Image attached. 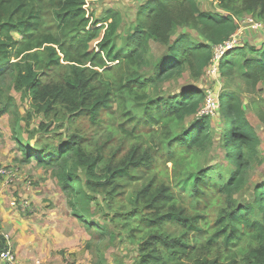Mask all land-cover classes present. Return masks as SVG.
<instances>
[{"label": "trees", "instance_id": "16d2710c", "mask_svg": "<svg viewBox=\"0 0 264 264\" xmlns=\"http://www.w3.org/2000/svg\"><path fill=\"white\" fill-rule=\"evenodd\" d=\"M87 1L0 0V84L10 78L12 85L8 90L0 85V117L13 114L17 118L13 137L20 146L22 162L54 168L73 216L87 231L96 230L99 236H105L108 228L83 214L92 199L88 189L98 192L97 188L130 176L132 167H150L152 156L146 152L138 157L137 148L125 162L108 167L100 181V160L85 154L79 138L73 137L58 147L32 144L34 137L30 142L22 138L29 130L19 126L20 116L9 96L11 88L32 98L38 114L49 116L65 110L69 117L89 116L93 121L102 114L119 115L128 137L140 140L142 132L148 130L150 138L170 141L167 161L187 179L192 174H183L177 168L183 167L195 152L214 148L223 137L228 160L235 167L228 182L214 186L207 179L209 171L193 176L198 212L201 206H216V198L226 201L215 224L204 214L205 210L189 214L166 186L144 188L136 200V210L149 229L171 222L190 234L206 236L207 249L223 247L236 251L245 264H264V177L255 186L252 203L240 206L234 200L247 185L251 162L262 145L240 95L225 92L220 97V109L226 119L221 137V132H215L212 116L200 114L207 98L202 89L188 88L170 97L162 92L163 84L186 72L193 80L201 79L214 61L216 48L240 30L237 18L247 15L264 23V0H212L229 13L227 16L202 11L198 0H149L139 12L137 29L127 38L124 48L118 44L121 14L110 10L101 22L88 29L91 20L85 9ZM184 7L188 12L183 13ZM185 29L194 31L201 40L189 32H180ZM95 42H99V52L91 49ZM151 43L165 52L153 76L146 77L142 71L151 65L146 57ZM238 63L245 68L246 83L264 85V44L260 48L237 46L229 50L220 62L219 75L234 77ZM129 97L143 108L141 119L128 109ZM187 120H191L190 128L172 139V126ZM79 168L85 169L86 182L79 175ZM190 248L181 238L155 233L141 244L138 264L236 263L211 256V250L192 257Z\"/></svg>", "mask_w": 264, "mask_h": 264}, {"label": "rangeland", "instance_id": "374dc122", "mask_svg": "<svg viewBox=\"0 0 264 264\" xmlns=\"http://www.w3.org/2000/svg\"><path fill=\"white\" fill-rule=\"evenodd\" d=\"M148 2L149 0H89L85 6L87 17L91 20L88 29L101 22L108 11L119 12L121 26L118 44L120 48H124L127 38L137 29L139 12ZM198 3L202 11L222 16L229 14L212 0H198ZM182 10L183 13L188 12L186 7ZM236 21L240 30L232 42L238 47L263 46V22H256L247 15L237 18ZM180 32H189L197 40H201L194 31L185 29ZM15 38L20 40L18 36ZM98 43H92L91 49L99 52ZM164 52L165 49L161 46L150 44L146 57L151 65L143 69L144 76H153L155 66L164 56ZM213 68H216L214 63L199 80H193L186 72L182 77L163 84L162 92L166 97H170L188 88H200L205 92L206 100L209 96L220 100L225 92H237L240 95L246 115L262 140V145L251 162L246 178L247 185L234 197L238 205L244 206L254 201L255 186L264 177V85L246 83L243 79L246 71L241 63H238L237 72L231 78H222L219 71L212 74ZM97 71L103 73L102 70ZM0 85H4L8 90L7 88L12 86L10 78ZM9 96L14 99L20 116L19 126L26 131L29 130L23 133L24 140L29 141L34 137L32 144L58 147L73 137L79 138L85 154L91 159L100 160L98 165L100 181L108 167L125 162L134 155L137 148L138 157L147 152L153 158L150 167H132L130 176L116 179L110 186L97 188L98 192L93 193L88 189L92 199L85 206L87 211L83 214L89 217L91 222L108 228L105 236H99L96 230L87 231L86 227L73 216L68 206V196L63 191L54 168H44L34 162L27 164L22 162L20 146L13 137L18 126L16 116L10 114L0 117V150L12 160L9 165L0 166L12 172L14 180L10 184L13 186L9 189L5 201L1 200V205L3 203L5 214L10 218L8 223L5 222L9 225L8 228L12 223L14 227L15 222L23 225L15 232L16 240L11 238L13 242L15 241V250L24 264H138L141 244L155 233L185 240L191 247L192 257L204 254L205 250H211V256H219L225 262L236 261L235 264H245L236 251H226L228 249L223 247L207 249L206 236L201 233L190 234L174 223L166 222L162 226L149 229L143 224L140 212L136 210V200L144 188L166 186L175 194L178 204L186 208L189 214L205 210L204 214L212 224H215L222 215V207L226 206V201L224 198H216V206L209 209L201 206L202 210L198 212L197 200L193 196L195 184L193 176L209 171L207 179L214 186H222L228 182L235 169L233 162H229L224 147L222 134L226 129V119L221 109L215 112L211 120L215 132L219 134L221 132L222 140L214 148L195 152L185 161L183 167L177 168L178 172L192 174V177L187 179V176L178 174L173 164L167 161L170 141L162 137L152 139L148 130L142 132L140 140L128 137L123 132L121 127L123 122L119 115L109 117L102 114L98 120L93 121L89 116L69 117L65 110H61L47 116L36 113L32 106V98L28 95L11 88ZM128 102V109L141 119L143 108L136 106L130 97ZM114 108L116 109V106ZM190 122L191 120L175 123L172 126V139L183 135L190 128ZM131 128L129 127V130ZM78 173L82 176L83 182H86L85 169L79 168ZM25 203H29L30 207L24 210L22 204Z\"/></svg>", "mask_w": 264, "mask_h": 264}, {"label": "built area", "instance_id": "2783aa9c", "mask_svg": "<svg viewBox=\"0 0 264 264\" xmlns=\"http://www.w3.org/2000/svg\"><path fill=\"white\" fill-rule=\"evenodd\" d=\"M233 37L225 44L218 46L215 51L214 66L212 74H216L219 71V65L225 54L237 47L235 42H232ZM238 44V43H237ZM212 63V64H213ZM220 109V100L209 96L206 100L205 108L201 111L202 116H214L215 112ZM8 178L9 183L14 182L12 178V172L8 171L6 167L0 166V182L2 179ZM30 207L29 203L22 204V208L25 210ZM14 242L10 235L4 233L0 229V264H23L20 260L17 251L15 250Z\"/></svg>", "mask_w": 264, "mask_h": 264}, {"label": "crops", "instance_id": "0c3cea01", "mask_svg": "<svg viewBox=\"0 0 264 264\" xmlns=\"http://www.w3.org/2000/svg\"><path fill=\"white\" fill-rule=\"evenodd\" d=\"M12 162V160H9V155H6L5 153H4V151H1L0 150V164H3V165H9L10 163ZM10 184L11 183H9V180H8V178H4V179H2V181L0 182V229L4 232V233H6V234H8V235H10L12 238H13V240H16L15 239V232H17L18 231V229H20V228H22V224H20L19 222H15V226L14 227H12L13 226V224L14 223H12V225H10V228H8L9 227V225L7 224H5V222L6 223H8V221H10L9 219V217L5 214V210H4V207H2V205H3V203H2V205H1V200H3L4 199V201H5V197H6V195L9 193V189L13 186V185H11L10 186ZM15 184H18V182H15ZM13 188H15V187H13ZM14 191H16L15 189H14ZM2 213L5 215H2ZM18 224H20V225H18ZM13 233V234H12ZM19 239V238H18ZM17 239V240H18ZM15 242V241H14ZM23 264H24V262H22Z\"/></svg>", "mask_w": 264, "mask_h": 264}, {"label": "bare ground", "instance_id": "6f19581e", "mask_svg": "<svg viewBox=\"0 0 264 264\" xmlns=\"http://www.w3.org/2000/svg\"><path fill=\"white\" fill-rule=\"evenodd\" d=\"M59 215V214H58Z\"/></svg>", "mask_w": 264, "mask_h": 264}]
</instances>
